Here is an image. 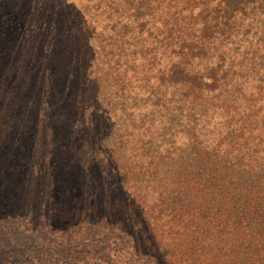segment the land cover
<instances>
[{"label": "trees", "instance_id": "trees-1", "mask_svg": "<svg viewBox=\"0 0 264 264\" xmlns=\"http://www.w3.org/2000/svg\"><path fill=\"white\" fill-rule=\"evenodd\" d=\"M89 1L0 0V264H264V0Z\"/></svg>", "mask_w": 264, "mask_h": 264}, {"label": "rangeland", "instance_id": "rangeland-1", "mask_svg": "<svg viewBox=\"0 0 264 264\" xmlns=\"http://www.w3.org/2000/svg\"><path fill=\"white\" fill-rule=\"evenodd\" d=\"M55 0H49V3H48V7H50V5L51 4H54L55 6H56V3L54 2ZM78 0H66V2H71L72 4H76V2H77ZM89 3H90V5H92V2H91V0L89 1ZM42 7V4H39L38 5V8H41ZM75 7V6H74ZM74 13H79V10L78 9H74ZM98 16H99V14H97ZM151 29H153V27H150ZM201 84H202V82H201ZM192 96H195L194 94L192 95ZM118 146H119V143H118ZM117 151L118 152H120V154H122L123 152H122V149H119V148H117ZM117 152V153H118ZM87 181H88V183L89 182H91V180H92V178L91 177H87V178H85ZM99 184H101V185H99ZM90 185H92V187H95L96 188V190H95V194H98V193H100V192H102L101 190H108V189H110L111 190V188L113 187V186H109L108 184H107V187H106V184H104V183H102L101 181H99V182H97V183H92V184H90ZM98 186V187H97ZM121 186V185H120ZM106 187V188H105ZM100 189V190H99ZM107 202H110V199L107 201ZM152 212V211H151Z\"/></svg>", "mask_w": 264, "mask_h": 264}]
</instances>
